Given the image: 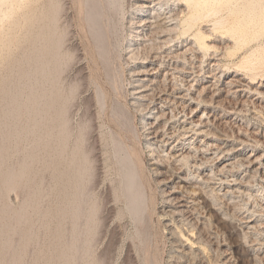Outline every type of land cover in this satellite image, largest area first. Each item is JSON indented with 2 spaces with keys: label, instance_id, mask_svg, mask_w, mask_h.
I'll return each mask as SVG.
<instances>
[{
  "label": "bare ground",
  "instance_id": "bare-ground-1",
  "mask_svg": "<svg viewBox=\"0 0 264 264\" xmlns=\"http://www.w3.org/2000/svg\"><path fill=\"white\" fill-rule=\"evenodd\" d=\"M262 1V4H264V0H244V2H242L243 4L236 5L237 7L230 12V14L233 15L230 19H228L229 15L228 17L226 15V18L216 16L223 7H228V11L233 2L236 3L237 0H177L175 5H171L173 4L171 0H151L150 4L144 3L145 6L150 9V16L152 15L155 19H153L154 21L149 20L153 22L152 24H154L155 27L153 29L154 31L151 30V34L154 35L153 32L157 34L155 36L156 40H158L157 44L159 42L161 46L158 44V46H160L157 47L159 50L154 53V56L152 55L153 58L151 57L156 66L152 67L151 70L148 69V73H144L134 79L132 91L129 90L132 95L130 103L135 108H143L145 112L147 111L145 116L141 119V122L145 128L146 146L149 149L153 146V151L158 148H163L160 150L162 152L164 147L166 148L170 145L167 148V152L165 151L167 158H177L178 161L186 165L187 163H191L190 166L202 170L203 173L198 177V180L202 182L198 192L196 191L197 189L195 190L192 188L193 190H189L187 188V190L185 189L183 192H180L181 194H174L169 198V200H174L173 210L171 211L170 209L172 213L169 211L174 218L166 223L170 226V228L168 227L172 237L170 238L176 243V253L174 255H171L172 253L170 254L172 260L176 263L229 264V253H225V250L220 251L221 248L218 247L219 232H215L216 230L212 231L210 228V215L215 209V205H217L213 193L214 187L211 184L217 183L220 188L224 186L221 197L225 199L226 196H230V193L235 192L236 189L232 188L233 185H231L233 184L232 181L238 180L236 178H231L234 177V174L231 173V168L235 166V163H237L236 165L239 163L241 167L243 166V178H249L255 175L260 177L258 178L262 184L260 183L259 189L264 199V153L260 152V154H257V152L252 151L246 155L242 147L244 144L258 146L264 143V132L259 127L248 124V131L243 133L240 132V129L238 131L239 134L237 133L236 135L235 133V137L233 136L234 138L232 136V138H229L226 136L227 134L224 135L225 133L215 135L211 133L212 131L209 133L213 134L215 139L208 140L202 137V135H208L210 126L215 127L220 116H224L225 118L226 115H229V117L233 115L235 121L243 112L253 113L257 116L256 112L258 111V106L255 105L254 99H258L262 93H264V89L260 90V88H264V82L260 79L254 80V78L261 77V75L258 76V74H260L263 66L261 64L263 62L262 54L254 55L250 48V53L248 51L249 54L246 53L248 55L242 56L240 59V65H242V62H245L246 65L243 64V66L245 65L246 67L245 71H249V75L253 79H250L251 77H248V79L246 76L249 75H246L245 72L246 76L237 71V73L229 77L225 76V74L219 75L216 74V72H209L207 77L213 78V81L206 80L200 90L201 92L204 91L209 94L208 101H205L210 106V109L207 112L202 110V114L197 118H194L197 108L190 107V102L195 100L197 102V96H200V91L195 92L196 97L189 96L190 102L187 106L188 111L186 112L184 107H179L180 105H178L179 103H177V100L179 102V100H183L191 94H188V92L191 91L192 84L190 85L191 82H188V84L186 83L188 88L186 87L185 93H181L182 87L174 86L172 82V80H177V78L185 72L186 68L184 69L183 66L179 67L177 62L186 60L188 58L186 55L188 52H190L191 55L188 58L191 60V70H195V68L197 69L196 62L198 61L199 52L203 51L207 53V51L209 52L211 47H213V44H209L210 38L208 39L209 36L206 35L208 32L204 33L200 28L202 19L213 17L211 20L212 24H210L212 29H223L228 32V34L230 33L232 35V39L235 38L233 45L240 44L246 42V38H249V35L246 37V33L250 34L253 32L251 29L249 30L252 32H248V28H245L248 26L247 24L253 20L250 10H256V4ZM23 4L26 9H22V12L19 11L21 13L16 11L19 5ZM63 4L62 0H0V34L3 32L1 25L3 23V18H5L4 15L2 16V14L5 13H1L2 6H7L8 9L5 14L6 18H10L7 27L12 28L18 26L22 18L21 21L24 28L31 34V40H29L31 42L28 43L30 47L27 44L28 48H25L24 52L20 49V51L23 52V58L19 60L21 62H16L15 65H10L9 63L11 71L10 69L8 70L12 73L10 75V77L12 76L11 83L8 80V83L5 81L4 83H0V264H23L25 260L29 258H27L28 250H31L29 252L30 254L32 251L39 248L40 245H42L40 246L42 248H39L35 256L29 259L28 264H39V260H45L47 264H98L92 257V248L90 247V242L92 241L90 240H92L97 228L96 215L99 206H97L94 199L89 196L84 197V194H87L86 190L83 194L84 187L86 189L84 184L88 183L89 178L92 176V161L90 160V154L92 153L93 147H90V150V148L88 149L90 145L86 147L84 143L86 142L84 140L86 138L87 128L92 121L82 120L75 133L70 124L68 104H70L69 102L73 99L78 90L79 83L73 82L66 86L64 82L65 78L63 79V72L70 64V58L74 56V53H72V51L69 52V49L67 50L65 47L68 34L67 28L65 27L66 25H63L61 22L62 11L66 9H63ZM177 5H183V8H179ZM255 5L256 7L253 8ZM78 7L80 9V19L83 23V31L89 37V44L93 47L94 52L98 54L99 59L102 61L101 63L104 64L106 75L110 76L112 70L110 69L111 51L109 49L110 45L108 44V40L110 38L111 40L116 39L115 33L118 32L116 29L119 24V22L117 24L119 19H116L118 17L116 12H118L119 3L117 0H78ZM244 8H247V14L238 16L240 12L237 15V11L241 9L243 13ZM258 8L257 9L260 10L262 7L260 8L259 6ZM176 9H179V12H177ZM223 10H225V8ZM260 17H262L261 12ZM263 18L264 16L262 20ZM147 19L146 21L142 19L143 21L141 20L140 23L137 22L138 26H141L140 30L136 29L138 30L137 32H142V30H147L152 27L151 24V26L145 25L144 22H147ZM262 20L260 21L262 22ZM255 24L258 25L257 22H255ZM245 29L247 31H244ZM175 30H178V34L175 32L179 35L178 38L188 34L193 43L191 41V44L185 47L184 50H167V46H170L169 43L177 37L174 38L173 35L175 34H172ZM253 30H256V28ZM16 32L18 33V30ZM220 33L224 32L220 31ZM9 41L10 39L8 41H1V45L4 47H11ZM150 42L149 45H151ZM23 43L22 45H25ZM157 44L155 45L157 46ZM152 47L151 45V48ZM236 48H239V46ZM18 50L17 52L14 50V53H17V56H15L16 58L18 57ZM135 51L133 50V52ZM6 57L7 56L4 54H0V60L6 59ZM200 58L201 57H199V59ZM144 59L145 58H143V60ZM3 65L5 66L6 64ZM212 65L215 66L216 64L213 63ZM1 68L3 69V66ZM161 68L164 69V72L161 78H159ZM3 71L6 72L5 69ZM89 81L93 84L92 78H89ZM254 84L256 85L252 86ZM253 95H255L254 98ZM89 99H92L91 101L94 100L101 110L104 104V95L98 87L93 90ZM225 102H228L227 105H230V102H232V104L227 108L224 106ZM116 103L112 110V116L116 124L122 127L128 126L127 128L130 129L132 126L130 127L128 125V121H130V119L128 120V111L124 109L122 105ZM218 109L220 111H218ZM259 110L261 111V109ZM262 110H264V108ZM228 112L230 114H228ZM225 121L228 122L227 120ZM218 124L219 123H217V125ZM221 129L218 130L221 131ZM112 140L114 147H112L110 153L113 157L114 166L118 168V178L116 181L117 185L111 186H114V199L116 201L123 200L122 202L125 203V209L123 208L124 210L121 212L118 211L120 209L117 211L121 214L126 212L133 218L135 222L134 233L137 237V241H133L131 246L133 247V245H136L142 250L145 249L146 239L149 233L147 232V227L144 228L146 230H143L145 226L143 217L145 216L144 213L146 209L145 192L140 191L142 181L139 178L138 167L130 151V146L128 148V145H125L120 136L115 134H113ZM22 141H27L28 144H22ZM21 144L25 145V147L27 146L23 152L24 158H22L23 154H20L22 159L21 162L19 164L15 163L14 165H10L9 156L13 151L14 153L15 151L18 153L17 150H19L18 147ZM119 151L121 152L119 153ZM228 155H231V157H227ZM100 161L102 162V160ZM44 172L50 174L52 179L51 182L54 183L53 190L56 191L55 202L53 201L54 206L52 207L53 210L50 208L52 212L43 210V212H40L38 209V207H41L38 206L37 202L39 201L38 192L39 190L41 191L43 186L41 175ZM241 180L242 179H240V181ZM111 186L110 188L112 191ZM236 186L237 185H235V187ZM179 187L181 188L183 185L179 184L178 188ZM22 188H24L23 190L26 189L28 194H26V197H23L24 199L21 200V203H18L17 207L11 206L12 204L10 205L4 200L6 196H4V193L6 191H17L18 189L22 190ZM172 189L173 187L171 190ZM236 192L244 193L243 188L240 186L237 187ZM39 203L41 202L39 201ZM32 213H37V215H39L38 217H44V220L48 218L47 215H49V213H51V216L48 218V222L44 221L42 225H35V223L32 222L34 219L31 220L32 217L30 218ZM223 214H226L225 216L227 218V213L223 212ZM220 217L225 219L222 216ZM82 218H84V224H81ZM239 218V223L238 225L236 224L237 227L235 226L237 229L244 230L245 233L249 230H260L261 239L248 250H250V258H252V261H255V264H257L258 261V263L264 264V250L262 249L264 244V222H260V219L257 220V218H252V215ZM68 220L71 223L70 229L65 227ZM102 220L103 219H101L100 222H104ZM100 226L102 225L100 224ZM42 227L44 229L48 227L52 229V233L49 232L51 234V239L49 237L50 241L46 243L40 242L41 237L39 236V232ZM206 228L210 230L209 232L206 231L208 233L206 234V239L203 240L201 233L203 230H206ZM243 233L244 232H242V234ZM215 242H217V246L213 245ZM201 244L208 246L209 249L213 250L215 253L220 252V255L222 254L221 258L217 259V257L214 259L216 256H209L210 258L205 257L203 252L199 250ZM142 252L144 253V251ZM168 257L170 258V256ZM101 258L100 264H103L105 260H103L104 257L103 259ZM144 260V264H153L152 261L146 257Z\"/></svg>",
  "mask_w": 264,
  "mask_h": 264
},
{
  "label": "rangeland",
  "instance_id": "rangeland-1",
  "mask_svg": "<svg viewBox=\"0 0 264 264\" xmlns=\"http://www.w3.org/2000/svg\"><path fill=\"white\" fill-rule=\"evenodd\" d=\"M117 1L119 3V9H118V12H116L117 13L116 15H118V17L117 18L115 17V18L117 20L119 19V21L116 20L117 24L119 22V24H118L119 26L117 25V29H116V30H118V32L116 31L118 34L115 33L116 39L111 40V38H110L108 40V44L110 45L109 49L111 51L110 59L112 60V61L110 60V65H111L110 69H112V70H111V74L109 76V75H106L107 73L105 72L106 70L104 68V64L101 63L102 61H101V59H99L98 54L96 52H94L93 47L89 44L88 35L86 33H84V31H83V23L80 19V9L78 7V0H65V1L62 0V3H64L63 9L66 8L65 9L66 12L63 10L64 11V13H63V11H62V14L64 15V17L61 14V17H62L61 22L63 25H66L65 27L67 28V34H68L67 38H66L67 40L65 41L66 42L65 47L67 48V50L69 49L68 50L69 52L72 51V53H74L73 54L74 56H72L73 59L72 58H70L71 60L69 59L70 60L69 65L70 66L68 65L65 68L66 70H64V72H63L65 74V75L63 74V79L65 78L64 82L66 83V86H68L70 83H73V82L79 83L78 84V90L76 91L73 99L69 102L70 104H68L69 116H70V121H71L70 124H71V127L75 133L77 128H78L79 123L82 120L83 121L89 120L90 122L92 121L91 123L89 122L90 123L89 127L90 126L91 127L87 128L86 138L84 140V141H86V142H84L86 147L88 145H90V146H88V149L90 147L91 148L93 147L92 153L90 154V160L92 161V163H91L92 164L91 165L92 176L89 178L88 183L84 184V186H86V189L84 187V192H83V194H84L85 190H86L87 196L84 194V197L89 196L90 198L94 199L97 206H99L98 207L99 210L97 211V215H96V217H97V228H96V231L92 237V240H90V241H92V242H90V247L92 248L91 251L93 254L92 257L95 261L98 262V264H100V258L101 257H102L101 259H103V257H104L103 260H105L103 264H137V263L138 264H144L145 257L150 259V261H152L153 264H171V263L172 264H183L182 262L176 263L171 258V255H174L176 253L175 252L176 243H174V240L171 239L172 237L169 233L170 226H168L166 223V222H168L174 218V216L171 214L172 213L171 211L173 210L174 200H169V198L171 196H173L174 194H177V195L181 194L180 192H183V190H185V189L187 190V188L189 190L190 189L191 190L197 189L196 191L198 192L200 189V186H201L200 184H202V182L198 180L199 179L198 177L200 174L202 175L203 173H202V170L194 168L193 166H190L191 163L190 164L187 163V165H186L183 162L178 161L177 158L173 159V157H171L170 158L171 160L169 159V157L167 158V156L165 155L166 154L165 151L167 152V150H168L167 148L170 145L166 148L164 147V150L162 152L160 150H162L163 148L155 149L158 146L154 148L155 149L154 151L152 150V148L154 146L151 149H149L146 146L147 140H146V135H145V128L143 127L141 119L145 116V113L147 111L145 112V110L143 108L139 109L138 107L135 108L131 105V103H130V101L132 100L131 91H132V87L134 84V79H136L137 77H139L140 75H142L144 73H148L152 67L156 66L155 62L152 61V58L154 56V53L157 52V50H159V48H157V47H160L161 45L159 44V42H158V44L160 46H158V44H157L158 40H156V37H155L157 34H155V32H153L154 35L151 34V30H153L155 28L154 24H152L153 22H151V21H154L155 19L152 17V15L150 16V13H149L150 9L145 6L146 3L150 4L151 0H117ZM171 1L173 2V4H171V5H175V3L177 2V0H171ZM65 2H66V4H65ZM237 2L236 3L233 2V4L229 7L228 11H227L228 7H223V9L225 8V10L222 9L218 14H220L222 11L223 12L220 15L217 14L216 17L221 16V17L226 18V15H227V17L229 15L228 19H230V17L233 16L230 14V12L234 8L237 7L236 5L243 4L242 2H244V0H239V1L237 0ZM169 3H170V1H169ZM262 3H263V1L261 3L258 2L256 4L257 8L259 6H260V8L262 7L260 9L261 11L258 10L259 8L258 9L256 8V10H250L249 9L250 12L252 13V17H253L252 19L253 20L250 21L251 24L250 23L247 24L249 27L247 26L245 28H248L247 30L251 29L253 32L251 30H249L248 32H252L250 34L246 33V37L249 35V38H246V42H243L240 44H234L233 45V41L235 38L232 39V35L230 33L228 34V32L224 31L223 29H214V28L212 29V26L210 24H212L211 20L213 19V17L208 18V19L204 18L205 20L202 19V21L200 23V28L202 31H204V33L208 32L206 35L209 36L208 37V39L210 38L209 39L210 41L208 40L209 44H211V45L213 44L212 45L213 47H211L209 52L207 51L208 54L204 53L203 51L199 52L200 54H198V61L196 62L197 69L195 68L196 72H195V70H191V66H192V65H190L191 60L188 59L191 55H190V52H188V54H186L188 57L186 60H183V62H177L179 67L183 66L184 69L186 68L185 72L182 73V75H180V77H181V78L179 77L180 79L177 78V80L176 79L172 80L174 86L176 85L177 87H180V86L182 87V88L180 87L182 90L181 93L186 92V89L188 88V85H186V83L188 84V82L189 83L191 82L190 85L192 84V87L190 89L191 91L188 92V94H190V93L191 94L188 95L187 98H185L183 100H179V102L177 100V103H179L178 105H180L179 107H181V108L184 107L186 112L188 111L187 106L189 105V102H190L189 96H195L196 97L195 92L200 91V96H197V98H198L197 102H196V100L193 102H190L191 103L190 107L197 108L196 115L194 118H197L199 115H201L202 110H205L207 112L210 109V106L205 101V100L208 101V95L209 94L207 92H204V91L201 92V90H200L201 86H203L205 84L204 82L206 80L213 81V78L207 77L209 72H211V73L216 72V74H219V75L225 74V76H227V77L237 73V71H238V73H241L242 75H245V73H246V75H249V71H245L246 70L245 62L244 63L242 62V65H240L241 64L240 59L242 58V56L248 55L251 50L253 51L252 53H254V55L255 54L256 55L262 54L261 56L263 58V62L261 64L263 66H262V70H261L260 74H258V76L261 75V77H257L256 79L254 78V80L260 79L264 82V78H262V77H264V18L262 20V17L264 16V4H262ZM234 4H235V6H234ZM138 5H140V6H138ZM256 5L253 8H255ZM177 6H179V8H181V7L183 8V5H177ZM23 7H24V4L19 5V7L16 9V11L22 12L24 9H26V7H24V8ZM2 8H1V13L6 14L8 11L7 6L6 7L2 6ZM147 9H149V10H147ZM178 10L179 9H176L177 12H179ZM243 11L244 12L242 13V11L240 9L239 11H237L236 14L238 15V13L240 12L238 16H244V14L246 15L247 14V12H246L247 8H244ZM21 12H19V13H21ZM260 12H261L262 17H260ZM5 14H2V16L4 15L5 18H3V23L1 25L2 30H3V32H2L3 35H2V33L0 34V54H4L7 57H6V59L0 60V69H1L0 72H2V73H0V81H1L0 83H4V81L6 83H8V81H9L11 83V81H12L11 77L12 76L10 77V75L12 73L10 72L11 71L10 65L11 64L15 65L16 62H21L19 60L23 58L22 53L24 52L25 48H28V45L30 47V44H28V43L31 42V41H29V40H31V34L28 31H26V29L24 28V25L21 21L22 18L20 19L19 25L16 26L17 29H16V27H12V28L7 27L8 22H9L8 20L10 18H6ZM147 14H149V15H147ZM222 15H224V16H222ZM149 16H150V18H149ZM142 19H145V21L147 19V22H144L145 25L151 24L152 27L148 28L149 30L144 29V30H142V32H137L141 28V26H138V23H140ZM149 20H151V21H149ZM260 20H262V22ZM258 21L261 23H259ZM131 22L132 23L135 22L136 24L135 23L132 24ZM255 22H257L258 25H256ZM68 23H69V25H68ZM252 25H253V27H252ZM255 28H256V30H253ZM15 29H16V31L18 30V33L15 31ZM136 29H138V30H136ZM247 30L245 29L244 31H247ZM220 31L224 32L225 34L220 33ZM175 32L177 33L178 30H175L172 32V34H175V35H173L174 38L176 36L177 37L169 43L170 46L169 47L167 46V50H174V49H176L174 51L184 50L185 47H187L188 45L191 44L192 40H190V37H189L190 35L186 34V35L180 36L178 38L179 35H177L178 33L176 34ZM18 36H19V40H18ZM250 36H252V37H250ZM224 37H225V39H224ZM139 38H141V39H139ZM9 39H10L9 42H10L11 47H4L1 45V41H8ZM149 39H151L152 41ZM12 41H14V42H12ZM149 42L153 46L152 48H151V45H149ZM22 43L25 45H27V44L28 45L25 46V45H22ZM192 43H193V41H192ZM155 44H157V46ZM20 45L22 47L24 46L23 47L24 49ZM235 45H236V47L239 46V48H236ZM126 46H127V48H126ZM18 48H19V50H18ZM216 48H219V49H216ZM250 48H251V50H250ZM20 49L23 52H21ZM14 50H16L15 52H17V50H18V57L17 58L15 57V56H17V53H14ZM133 50L134 51L136 50L137 52L136 51L133 52ZM73 51H75V52H73ZM131 51H132V53H131ZM214 51H215V55H214ZM248 51H249V53H248ZM246 53H248V54H246ZM132 54H134V55H132ZM216 56H218V57H216ZM199 57H201V58L199 59ZM143 58H145V59L143 60ZM215 59H217V60H215ZM2 63L6 64V65L4 66ZM9 63H10V65H9ZM213 63H215L216 65L213 66L212 65ZM243 64H245V65L243 66ZM2 66H3V69L1 68ZM238 67L241 69H239ZM4 69L6 70V72L3 71ZM8 69H10V71ZM198 70H199V72H198ZM193 71H194V73H193ZM163 72H164V69L161 68L159 78H161V75L163 74ZM242 72L243 73L245 72V73L243 74ZM138 73H140V74H138ZM6 74H9V75H6ZM188 76H189V78H188ZM192 77H193V79H192ZM246 77L250 78L251 76L249 75ZM89 78H92L93 84L90 83ZM222 78H223V76H222ZM250 79H253V78L251 77ZM181 80H182V82H181ZM170 84H172V83H170ZM255 85L256 84H254L252 86H255ZM97 87L99 88V90L104 95V104L101 108L102 111L100 110V108L98 107V105L96 104V102L94 100L91 101L92 99H89V96H91V93ZM121 87H122V89H121ZM263 89H264L263 87L260 88V90H263ZM129 90H131V91H129ZM168 93H169V91H168ZM263 94L264 93H262V95L260 94L261 95L259 97L260 99L259 98L254 99V102L256 103L255 105L258 106L257 107L258 111L256 112L258 117L255 116L253 113L251 114L249 112L241 113V115H239V117L237 118L236 121L233 119L234 118L233 115H230V117H229V115H226L225 118H224V116L223 117L220 116L218 118V120L219 121L222 120V121L219 122L217 120L218 122H216L215 127H212V126H210L211 128L209 127L210 130H208V135L207 136L202 135V137L203 138L205 137L206 139L211 140V139H215L214 138L215 136H213V134L221 135V134L225 133L224 135L227 134L226 136H228L229 138H232L235 135V133L237 135V133L240 129H241L240 132H243V133H245V131H248V126H247L248 124H250L254 127H259L264 132V113H263L264 110H262L264 108L263 107L264 106ZM254 97H255V95H253V98ZM114 101H115V103L117 102L116 104L122 105L124 107V109H126L128 111V113L130 115V116L128 115V120L130 119V121H128L129 122L128 125L130 127L131 126L133 127V128L132 127L130 128L131 130L127 128L128 126L122 127L121 125L119 126L118 124H116V122L112 116V110H113V107L115 105ZM185 103H187V104H185ZM230 103L232 104V102H230ZM227 104H228V102H225L224 106H226L227 108H228V106H231V104L230 105H227ZM143 107H145V106H143ZM259 109H261V111ZM141 110H144V111H141ZM218 111H220V110L218 109ZM0 112H1V108H0ZM259 113H261V114H259ZM228 114H230V113L228 112ZM260 115L261 116L263 115L262 116L263 118ZM90 117L92 120L90 119ZM225 120H227L228 122H226ZM217 123H219L218 124L219 127H218ZM226 123H228V124H226ZM246 126H247V128H246ZM126 128H127V130H126ZM217 128L219 130L221 128L222 129H221V131H219ZM209 132H211L213 134H211ZM113 134L120 136V138L123 140L125 145L126 146L128 145V148L130 146V151H131V153L134 157V160L137 164V167H138V175H140L139 178L142 181V184H141L142 186L140 188V191L145 192V205H146L145 207H146V209H145V213H144L145 216L143 217L144 218L143 221H144V225H145L143 227V230L147 229V232H149L148 233L149 238L147 237L145 249H142V250H140L136 245H133V247L131 246L133 244V241L134 242L137 241V237L134 233L135 222L133 221V218L131 217L130 214L125 212V213H123L124 214L123 215L120 213L121 211H123L125 209V203L122 202L123 200H120L121 201L120 202L119 200L116 201L114 199L115 198L114 193H113V187L114 186H111V185H115V186L117 185L116 181L118 178V168L114 166L113 157L110 153V150L112 149V147H114L113 140H112ZM135 136H136V138H135ZM22 142H20V143L28 144L27 141L26 142L22 141ZM21 145H19V147H18V149H19V150H17L18 153L15 151V153H16L15 154L13 151L12 154L13 153L14 154L13 155L11 154L12 158H11V155L9 156L11 158V159L9 158L10 165H14L15 163L19 164L21 162V160H22L21 155L23 154V152L25 151V148L27 147V146L25 147V145H22V146ZM20 146H21V149H20ZM242 147H243V152L246 155L252 151L257 152V154H260V152L264 153V143H261L258 146H253L251 144H244ZM91 148H90V150H91ZM20 150L21 151L23 150V151L21 152ZM120 152L121 151H119V153ZM227 157H231V155H228ZM22 158H24V154L22 155ZM12 160H13V164H12ZM16 160H18V161H16ZM100 160H102V162ZM236 164L237 163H235L236 168H235V166L233 168H231V173L234 174V177H231V178L238 179L236 181L234 180V182L232 181L233 184H231V185H233L232 188L236 189V190L234 189L235 192L230 193V196L229 195H228V197L226 196V199H225L224 197H221V195H222L221 193L223 191L224 186H222L220 188L217 183L211 184L214 187L213 193H214V197L216 198L215 200H216L217 205H215L216 207L214 206L215 209L212 211V213L210 215V219H211V227L210 228L212 231L216 230L215 232H217V233L219 232V237H218L219 246L218 247L221 248L220 251L225 250V253L226 252H227V254L229 253V255H228V256H230L229 264L230 263L231 264H255V261H252L251 260L252 258H250L251 257L250 256V250H248V249L250 247L254 246V244L261 239L260 237H262V236H261L260 230H258V231H257V229H256V231H255V229L249 230L248 232H246L247 233L246 234L244 230L242 231L239 228L237 229L236 227L239 223V219H240L239 217H242V216L252 215V218H257V220L260 219V222H264V205H263L264 199L262 198V192L259 189L260 183L262 184V182L259 180L260 177L257 175L250 176L249 177L250 179L249 178H243V176H244V172H243V168H242L243 166L241 167V165L239 163H238L239 166ZM197 170H199V171H197ZM240 179H242L241 181L243 183L240 181ZM41 180L43 182L42 183L43 186L41 188V191L39 190V192H38L40 194V195L38 194V200L41 203H39V201H37L38 206H41V207H38V209L40 210V212H43V211L52 212V210H53L52 207L54 206L55 192H56L55 190H53L54 183L51 182L52 181L51 176L47 172L42 173ZM245 180H247V181H245ZM229 181H231V180H229ZM238 181H240V182H238ZM179 184H182L183 187L178 188ZM198 185H199V187H198ZM235 185H237V186L235 187ZM243 185H245V186H243ZM110 186L112 187V191H111ZM238 186L243 188L244 193L236 192ZM172 187H173V189L171 190ZM194 187H196V188H194ZM23 189L24 188H22V190L18 189L17 191L16 190L6 191L4 193V196L6 195L4 197V200L7 203H9L10 205L12 204L11 206L17 207L18 203H21V200L24 199L23 197H26L27 196L26 194H28L27 190L26 189L23 190ZM24 191L27 193H25ZM110 193H113V194H110ZM250 195H252V196H250ZM219 198H224V199H219ZM113 208L114 209L116 208L115 211L117 213H118V211H120V212L117 214ZM118 209H120V210H118ZM170 209H171V211H170ZM223 212L227 213V218L225 216L226 214H223ZM38 216L39 215H37V213H34V214L32 213L30 218L32 217L31 220H33V219L35 220V222H34V220L32 221L33 223H35V225H42L44 223V221L48 222V220H49L48 218L51 216V213H49V215H47L48 218H46L45 220H44V217L42 218L41 216L40 217H38ZM220 216L224 217L226 220L221 218ZM82 219H81L82 220L81 224H84V222H83L84 218H82ZM101 219H103L102 221H104V222H100ZM146 221H148V222H146ZM102 223H104V224H102ZM100 224L102 226H100ZM81 226H83V225H81ZM44 227H46V226H44ZM65 227L68 229L71 228V223L69 220L66 222ZM100 227H101V229H100ZM144 228H146V229H144ZM41 230L39 232V236L41 237L40 242L46 243L47 241H50L49 237L51 239L50 233H52V231H51L52 229H50V227L45 228V229L42 227ZM209 230L210 229L206 228V230L202 231L201 236H202L203 240L206 239V234L209 232ZM217 230H219V231H217ZM206 231H208V232H206ZM242 232H244V233L242 234ZM49 234H50V236H49ZM217 242H215L213 245L217 246L218 245ZM40 246H42V245H40ZM40 246H39V248L41 249L42 247H40ZM205 246L206 245H202V244L199 246L200 247L199 250L203 252V255L205 257L210 258V257L216 256V257H214V259L217 257H218L217 259L221 258L222 254L220 255V252H218V253L216 252L217 253V255H216V253L213 252V250H210L208 246H206V247ZM39 248L32 251V253H30V254H29V252L31 250L30 251L28 250L27 258L28 257L29 258L26 259L27 262L25 260V262H26V263L24 262L25 264H28L29 259H32L35 256V254H36L37 250H39ZM262 249L264 250V244L262 246ZM142 251H144V253ZM211 252H213V253H211ZM214 253H215V255H214ZM168 256H170V258ZM129 257H132V258H129ZM166 257H167V259H166ZM39 261H40V262H38L39 264H47V261H45V260H43V261L39 260ZM258 262H257V264H260Z\"/></svg>",
  "mask_w": 264,
  "mask_h": 264
}]
</instances>
